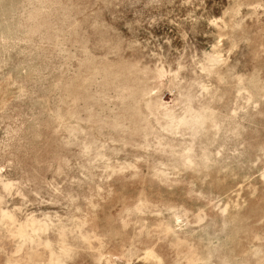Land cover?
<instances>
[{
  "label": "rangeland",
  "instance_id": "obj_1",
  "mask_svg": "<svg viewBox=\"0 0 264 264\" xmlns=\"http://www.w3.org/2000/svg\"><path fill=\"white\" fill-rule=\"evenodd\" d=\"M0 264H264V0H0Z\"/></svg>",
  "mask_w": 264,
  "mask_h": 264
}]
</instances>
